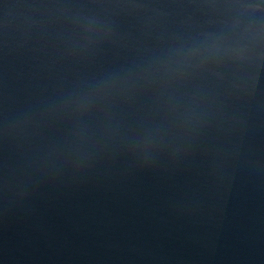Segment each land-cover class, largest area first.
Returning <instances> with one entry per match:
<instances>
[{"label": "water", "instance_id": "obj_1", "mask_svg": "<svg viewBox=\"0 0 264 264\" xmlns=\"http://www.w3.org/2000/svg\"><path fill=\"white\" fill-rule=\"evenodd\" d=\"M0 264H264V0H0Z\"/></svg>", "mask_w": 264, "mask_h": 264}]
</instances>
